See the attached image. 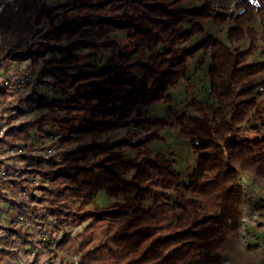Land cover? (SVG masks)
Masks as SVG:
<instances>
[{
	"label": "trees",
	"instance_id": "1",
	"mask_svg": "<svg viewBox=\"0 0 264 264\" xmlns=\"http://www.w3.org/2000/svg\"><path fill=\"white\" fill-rule=\"evenodd\" d=\"M226 1L0 0V78L30 62L40 87L0 84V264L15 240L57 264H264V0ZM205 62L182 176L146 148L174 117L144 111ZM126 126L145 137L102 140Z\"/></svg>",
	"mask_w": 264,
	"mask_h": 264
},
{
	"label": "rangeland",
	"instance_id": "2",
	"mask_svg": "<svg viewBox=\"0 0 264 264\" xmlns=\"http://www.w3.org/2000/svg\"><path fill=\"white\" fill-rule=\"evenodd\" d=\"M13 1V0H8ZM237 0H230L225 2V6L228 9V11L232 10L233 4ZM47 29V25L43 24L40 27V30L43 32ZM36 42L38 44L41 43L39 37L36 38ZM110 51L109 50H101L98 55V63H100L98 66L104 67L106 65V61L110 57ZM30 62H25L21 64L19 67H10L8 74L5 76H2L0 78V84L8 81L9 83L6 85V88H10L12 92H17V90H21L20 88H23L24 90H34L36 89V83L35 80L37 78L35 75L30 74ZM189 71H193V64L189 67ZM196 74H189L190 81L187 82H180L176 87L172 88L168 94L170 95L171 101L165 102L164 100L155 102L151 105H149L145 111L146 116L149 119H165L168 116L174 117L173 124L170 126H164L161 127L158 130L159 139H153L150 141L149 144H147L146 148L151 152V154H163L166 156L171 157V160L174 162V169H177L182 176L186 175L187 170L190 166H192L195 162V155L191 153L190 146L188 145L187 141L184 140L180 134L179 126L175 125V117L181 115L182 113L187 112L186 107L191 99V97L194 96H202L204 91H208L209 84L205 81L204 74L206 72V62L199 66L198 70H196ZM30 74V76L28 75ZM26 77H29V79L26 81ZM192 85L194 90L190 87L189 89L187 86ZM40 89V87L37 88V90ZM187 90L189 92L187 93ZM262 107L264 108V102L262 104ZM171 112V113H170ZM171 114V115H170ZM130 128V129H129ZM48 133V130H47ZM132 133H135V136L133 138V141H140L143 139L146 135L145 130H136V128H133L131 126H126L124 130H118L117 132H110L106 133L102 136V140H117L118 138H125L128 137V135H132ZM45 135H41V140L45 141L46 138H44ZM54 141V140H53ZM52 141V142H53ZM57 147V145H55ZM56 147L53 149L56 151L58 150ZM57 149V150H56ZM123 156L126 158L133 157L135 151L132 149H124L122 151ZM11 162L7 163L10 164ZM1 169H5L2 167ZM6 170V169H5ZM20 167H14L13 172L16 174V176H20ZM97 200L101 205H104L108 203V200L105 199L104 193L100 192L97 196ZM8 207L10 206L7 204ZM6 205V206H7ZM4 206V205H3ZM1 217L8 222L14 219L13 212L9 211L7 212L6 209L0 210ZM7 222V223H8ZM7 223H4L0 227V237L3 235L8 234L7 229ZM24 232H33L35 238L39 239L40 234L37 233V229L33 231V229L30 227L25 226ZM28 228V229H27ZM80 228H77L74 230L75 232H78ZM51 242L59 240V236L53 237L50 239ZM44 241V240H43ZM2 241L0 240V246H2ZM10 251L11 256L8 257L3 264H57L58 259H53V255H51L48 252V245L47 242L44 243L41 247V253L38 256V259H35V252H32L30 247L28 245H21V242L18 240L13 241L11 243ZM47 247V248H46ZM53 249V248H52ZM54 250V249H53ZM57 258H60L62 254L60 252L57 253Z\"/></svg>",
	"mask_w": 264,
	"mask_h": 264
},
{
	"label": "built area",
	"instance_id": "3",
	"mask_svg": "<svg viewBox=\"0 0 264 264\" xmlns=\"http://www.w3.org/2000/svg\"><path fill=\"white\" fill-rule=\"evenodd\" d=\"M29 79V77H26V81ZM3 129H0V136H2ZM55 154V152H52V149L47 148V158L48 159L50 156ZM6 175V170L5 169H0V176H5Z\"/></svg>",
	"mask_w": 264,
	"mask_h": 264
},
{
	"label": "bare ground",
	"instance_id": "4",
	"mask_svg": "<svg viewBox=\"0 0 264 264\" xmlns=\"http://www.w3.org/2000/svg\"><path fill=\"white\" fill-rule=\"evenodd\" d=\"M6 85L8 84V83H5ZM128 127V126H127ZM130 129V128H129ZM55 150L54 149H52V152H54ZM44 158H47V151H46V153L44 154ZM21 170H22V168H20Z\"/></svg>",
	"mask_w": 264,
	"mask_h": 264
}]
</instances>
